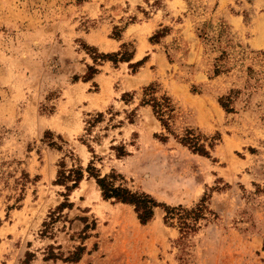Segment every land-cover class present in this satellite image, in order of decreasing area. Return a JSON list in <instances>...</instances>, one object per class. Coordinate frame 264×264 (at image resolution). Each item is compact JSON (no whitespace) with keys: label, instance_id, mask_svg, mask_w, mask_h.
Instances as JSON below:
<instances>
[{"label":"rangeland","instance_id":"rangeland-1","mask_svg":"<svg viewBox=\"0 0 264 264\" xmlns=\"http://www.w3.org/2000/svg\"><path fill=\"white\" fill-rule=\"evenodd\" d=\"M0 264H264V0H0Z\"/></svg>","mask_w":264,"mask_h":264},{"label":"trees","instance_id":"trees-1","mask_svg":"<svg viewBox=\"0 0 264 264\" xmlns=\"http://www.w3.org/2000/svg\"><path fill=\"white\" fill-rule=\"evenodd\" d=\"M77 1H84V0H77ZM102 58H108L112 57L113 55H101ZM128 59L126 57H121L119 61H127ZM95 70L89 68V73H94ZM89 77H86L85 79H88ZM150 89H145V91H148ZM144 104H147V102H143ZM151 108L153 110V113L158 118L162 126L166 127V121L163 118V116L168 111V102L164 101L162 99V102H153L151 104ZM190 134V133H189ZM193 140H195L193 142ZM184 142H192L191 149L192 151L202 155L207 156V151L205 148L201 145L197 144V138L195 139L193 137L185 138ZM87 173L90 177H92L99 188L101 192V196L105 200L113 199L116 202L129 204L133 207L134 212L136 214L137 220L141 225L146 224L152 219L153 211L157 207H161L164 212L163 221L165 224L171 225L172 223L170 220L173 219L175 216L176 211H185L180 207L177 208H170L165 205L158 204L150 195L145 194L143 192H132L131 190L124 188L122 186H116L113 183V180L115 179V176L111 175H105L103 177H100L99 174H95L93 168L89 165L87 167ZM82 178V172L80 169L77 170H69L68 172L59 171L57 176V183L66 185L67 182H71V186L67 187L66 190H71L76 187L78 182ZM203 208L201 206H197L193 210V215L196 217L201 214ZM191 212V211H190ZM178 227L185 231V232H192L195 229V223L196 220L193 219L192 222L185 220L184 218H181L177 220ZM79 254L82 253V248L79 249ZM77 260L78 258H74Z\"/></svg>","mask_w":264,"mask_h":264}]
</instances>
